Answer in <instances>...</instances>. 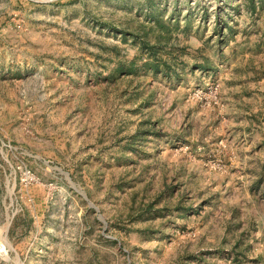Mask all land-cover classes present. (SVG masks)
Segmentation results:
<instances>
[{
	"label": "rangeland",
	"instance_id": "1",
	"mask_svg": "<svg viewBox=\"0 0 264 264\" xmlns=\"http://www.w3.org/2000/svg\"><path fill=\"white\" fill-rule=\"evenodd\" d=\"M0 264H264V0H0Z\"/></svg>",
	"mask_w": 264,
	"mask_h": 264
}]
</instances>
